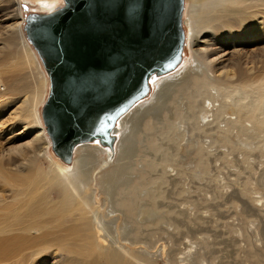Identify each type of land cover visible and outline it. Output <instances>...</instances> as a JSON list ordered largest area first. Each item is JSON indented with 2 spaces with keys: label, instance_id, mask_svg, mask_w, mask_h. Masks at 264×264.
<instances>
[{
  "label": "bare ground",
  "instance_id": "bare-ground-1",
  "mask_svg": "<svg viewBox=\"0 0 264 264\" xmlns=\"http://www.w3.org/2000/svg\"><path fill=\"white\" fill-rule=\"evenodd\" d=\"M32 1L37 2L40 8L27 11L53 13L64 5V0L61 5V0ZM186 2L183 14L186 28L184 51L193 50L195 36L200 34L194 27L203 23L209 29L211 39L203 43L205 50L203 54H197L196 58L207 63V71L196 73L191 62L185 65L189 57L186 58L185 53L183 61L174 72L151 78L148 97L138 101L124 114L112 131L115 137L113 145L104 147L98 142L78 144L74 148L72 162L67 163L71 166L60 165L55 161L56 165L51 171H41L36 166L41 161L39 155L42 151L39 150L42 149L44 140L48 145L47 149H50V145L53 148L42 117L46 103L43 101L45 89L50 88V78L43 71L37 51L22 32L24 30H21L24 20L20 10L18 11L21 23L16 32L23 35H17L19 39L21 37L20 43L23 46L18 52V66H35L41 83L29 95V109L23 120L28 128L25 127L26 124H16L9 132L12 135L18 134L16 130L24 125L25 135L28 130H39L41 136L38 141H33L36 143L26 145L24 151L13 145V142H10L9 149L4 150L3 145L0 147V187L12 186L17 190L11 199L0 194V252L5 253V256L21 258L25 263L33 260L36 264L40 260L45 261V257H52L51 249L54 246L68 256L67 260H60L56 264H157L154 258L135 247L139 243L149 248L154 245L137 241V234L133 235L136 232L135 217L138 215L147 227L158 226L160 232L170 227L177 232L181 231L186 238L190 234L194 238V235L202 233L198 224L203 217L202 201L208 204L206 207L210 211L215 209L210 207L213 201L217 205L221 202L231 203L232 206L243 204L245 210L242 214L253 217L247 210L245 199L264 201V48H258L264 42V0ZM258 49L262 54L258 53ZM226 56H229L226 66L216 68L223 64L220 60ZM21 68L16 63L15 71H22ZM8 83L0 79V89L5 87L3 93L0 90L1 97H9L16 91L12 84L7 86ZM174 88L178 89L173 91L175 95L183 93V98L173 105L162 103L165 91ZM7 100L0 104L3 108L11 106V100ZM41 106L42 109H39ZM161 121L166 125L163 128L167 127L170 133L164 132L161 142L160 139L150 141L146 150H149L148 155L153 159L149 157L142 160L147 164L143 162L145 168L140 170L137 166L139 163L132 157L130 150H127L123 131H128L130 127L134 140L142 134L139 132L141 124L149 128ZM239 140H242V145ZM125 151L127 153L123 158ZM236 152L240 158L234 161L232 157ZM115 154L114 165L107 169L106 166L114 160ZM158 154L164 157L157 160ZM155 161L161 162L157 164ZM91 165V178L99 167V174L95 178L100 185L104 183L102 175L112 168L114 176L116 175L106 189H110L109 202L112 203L109 221L97 213V200L94 201L83 192L88 180L87 170ZM232 169H237V172L234 173ZM44 183L50 190L59 191L62 198L60 205L47 208V198L41 195ZM254 191L260 196L252 198ZM173 196L177 198L170 203L168 199ZM170 204L172 205L169 206ZM181 206L184 209H180ZM191 207L194 214L190 217L188 214ZM116 212L123 215L125 222L130 220V230L126 231L128 236L133 235L132 238H127L126 235L123 236V241L119 238L120 232L114 226L113 219ZM249 220L252 224L259 222L257 219ZM189 221H194L197 227L188 228ZM66 223L70 224V230L61 231H68L71 239L66 244H61V241L55 244L56 235L60 231L58 228H63ZM98 233L103 235L105 244L99 245ZM172 239L175 242L176 236L173 235ZM180 241L181 239L175 243ZM183 246V249H188V242ZM22 253L29 255L22 258ZM184 255L182 264L189 257L185 253ZM199 259L201 257L198 256L197 260Z\"/></svg>",
  "mask_w": 264,
  "mask_h": 264
},
{
  "label": "water",
  "instance_id": "water-1",
  "mask_svg": "<svg viewBox=\"0 0 264 264\" xmlns=\"http://www.w3.org/2000/svg\"><path fill=\"white\" fill-rule=\"evenodd\" d=\"M186 0H64L27 11L24 33L50 78L42 110L53 151L72 162L78 144L109 147L112 131L150 80L184 58Z\"/></svg>",
  "mask_w": 264,
  "mask_h": 264
},
{
  "label": "rangeland",
  "instance_id": "rangeland-1",
  "mask_svg": "<svg viewBox=\"0 0 264 264\" xmlns=\"http://www.w3.org/2000/svg\"><path fill=\"white\" fill-rule=\"evenodd\" d=\"M62 1L63 0H61V2L59 1L60 2L59 5H61ZM36 3L37 2H33L32 0H0V79L6 80L7 82H9L7 86L9 84H12L13 88L16 90L9 97H1L0 95V104L4 102V100H7V99H8L7 101H9V99L11 100L10 103L12 102L11 106H8L5 108H3L2 105H0V147H2L3 145L4 150L9 149L10 142H13L14 143L13 145H15L16 147H21V150L24 151L26 148V145H28L29 143L33 141H38L39 137L41 136L40 135L41 131L39 130H34V132H30L28 130L27 134L26 135L24 134V132L26 131V128H28L27 123H23L25 122L23 120L26 118L25 113H27L29 109V104H28L30 101L29 95L33 93L35 89H37V86L40 85L41 77H40L39 72L36 70L35 66L33 65L32 67L31 66L29 67L26 66V68L22 67L23 69L18 66V52L23 47L22 43H20L22 39L20 37L21 39L20 40L18 36H23V35H20V34L18 35L16 32L19 26V23H21L18 17V11L20 10V13L22 14V17L24 20L21 26V30H24V25L26 22L25 15H26L27 10L40 8L38 7V4ZM29 4L32 6H30ZM196 16H195V20H196ZM204 28H205V25L203 23L202 24L200 23L194 27V30L197 29V31L200 34H196L195 36L196 43L194 42V45L192 47L193 50L184 51V54L186 53V58L189 56L188 57L189 61L187 60L185 65H188L191 62L194 65V71L196 73L198 72L204 73L207 71V67H206L207 63L200 58H196L197 54H203L205 50V47L202 46L203 43L211 39L209 36L210 34L209 29L208 28L204 29ZM185 31H186V28H185ZM22 32L24 33V31ZM258 48H264V42L258 45ZM258 53L262 54L260 49H258ZM8 55H11L12 57ZM262 55L264 56V52ZM5 57L7 60L5 59ZM227 60H229V56H226L223 59H221L220 62L221 64L222 63L223 64L221 66H217L216 68L226 66L225 63ZM16 63H17V67L19 69L21 68L22 71H17V72L15 71L17 69V68L15 69ZM44 70L45 68L43 69V71ZM19 75H21L20 77L22 78H20ZM210 76L215 77L213 74H210ZM22 80L24 81L22 82ZM218 83L221 84V82H218ZM4 88L5 87H1L0 89L2 93L4 92ZM47 90L48 92H50V88L47 89L46 87L45 89L46 92H45V99L43 100L44 103L47 101V98L49 96V93H47ZM181 90L182 89H180V91ZM173 91L176 92L178 91V89L174 88V89H168V91H165V93L162 96V103L167 102L173 105L176 101H180V99L183 98L182 96L183 91L180 92L182 94L177 93V95H175V92ZM2 96L4 95L2 94ZM175 96L177 97L175 98ZM39 109H42V106L39 107ZM16 124H26L25 126L26 128L22 127L24 125H21L20 128L18 127L19 129L16 130V133L18 134L12 135L10 134L9 131ZM163 126H166L163 121L157 122L155 125L149 126V128H147L148 126H145V124H141L139 127L140 129L139 132L142 134L138 136L140 140L138 138L133 140L130 127L128 128V131L126 130L123 131L124 136H126L125 141L127 143L126 144L127 150L128 152L130 150V153H132V157L135 158L136 162L139 163L137 164V166H139L140 170H143L145 168L144 163L146 161H142V160L149 159V157L150 159H153L151 156L148 155L149 150H146V147H148L150 141L152 142L155 139H160V142H161V140L163 139L162 135L164 134V132L170 133L167 127L163 128ZM146 129L148 130V132ZM161 130H164V131H161ZM159 133L160 135H158ZM16 135L20 137H15ZM145 135L147 136V138ZM45 141L46 140H44L42 149L39 150V152L42 151V153L39 155L41 158V161L38 162V164H36V166L39 168L38 170H41V171L53 170L56 165L55 161L58 162L60 165H68L67 163L63 162V160H61L57 156V154L53 151V148L51 149V145H50V149H47L48 145L46 144ZM163 141L166 142L165 140ZM241 142L242 140H239L240 145H242ZM33 143H36V142H33ZM45 149H47L48 153L45 151ZM126 153L127 152L125 151L123 158H125ZM138 153L139 154L141 153V154L139 155ZM236 153H234L232 157L234 161L239 160L240 158L239 153L238 152ZM116 156L117 155L115 154L114 160L108 166H106L107 169L111 168L114 165ZM137 157L138 158L141 157V158L138 160ZM162 157L164 156H162L161 154L156 155L157 160H160ZM155 162L159 164V162L161 161H155ZM263 162H264V159H263ZM105 164L106 162L104 163V165ZM68 166H71V165H68ZM218 166H220L219 163H218ZM98 168L92 178H91L92 165L88 168L87 170L88 180L84 184L83 192H86L87 196L92 197L94 201L97 200L96 201L98 205L97 213L102 215L106 221H109L110 220L109 213L111 211L110 209L112 208V203L109 202V190L110 189L109 190H106V189L109 188V182H111V179L115 178L116 175L114 176L115 173L113 171V168L107 173H104L102 175L103 177L102 180L104 183H102L101 184L102 186H101L98 180L95 178L99 174L97 172ZM232 171L236 173L237 169H232ZM106 175L107 177H105ZM139 176L140 175H138V177ZM0 189H1L0 194L6 196L9 199L13 198V193L17 191L16 188H13L12 186H4V187L2 186L0 187ZM41 195L47 198V204H48L47 208H52L55 205H60L61 203L62 198H61V194L59 193V191L57 189L50 190L49 187L45 185V183H44V187L41 190ZM259 196L260 195L256 193V191L252 193V198L253 197L257 198ZM174 198H177V197L173 196V198L168 199L169 202L170 203L175 202L173 201ZM245 201H246L245 205L247 207V210H249V213L251 212L253 214V217L249 218L248 216L242 214V212H244L245 210V207L243 204L232 206L231 203L221 202L220 205H217L213 201L210 207H214L215 209L213 211H210V208L206 207L208 204L202 201L203 203L201 202V204L202 206L204 205V209L201 212V217L202 216L203 217L201 221L198 223L199 227H201L202 233L198 235H194V238L192 234L189 235V238L183 237L181 231L177 232L176 230L170 227H167V228L165 227L167 230L164 232H160L158 226L147 227L145 221H143L142 217L138 215L137 217H135L136 232L133 235L137 234V237H138L137 241H141L144 243L145 242L154 243V245L152 248H149L145 244L139 243V245L135 247L139 251H142L143 253L150 255L149 257L154 258L157 264H171V261H172V264L173 263L182 264L181 260L182 258L185 257L184 253L189 255L188 261L185 262V264H264V201H261V202L254 201L253 202L252 200H249V199H245ZM171 205L172 204H170L169 206ZM180 209H184V206L183 207L181 206ZM192 209L193 208L191 207L189 210L188 215H190V217L193 216L194 214L192 212ZM257 209H260L261 211H258ZM116 213L117 214L114 215L113 219L115 222L114 226L117 227L118 233L120 232L119 238H121L122 240L124 235H126L127 238H132L133 235L128 236L127 234V231L130 230V224H129L130 220L125 222V218L123 217V215H120L119 212H116ZM181 219L182 220L184 219V221H187L185 218L181 217ZM249 219H253V220L257 219L259 222L258 223L255 222V224H252L250 223ZM184 224H186V222ZM195 226L196 224L194 221L192 222L189 221L188 228L195 227ZM70 227H71L70 224L66 223V225L63 228L61 229L58 228V230L60 231L58 232L59 235H56V240L54 241L55 244H57L60 241H61V244H66L68 240L71 239V236H68L69 234L68 231H61L65 229L70 230L69 229ZM151 231H154V233L151 234ZM167 231L168 233H165ZM164 234H166V237ZM173 235L176 236V241L180 239L181 241L176 244L175 243L176 241L174 242V240L172 239ZM97 237H98L97 241L99 245L105 244L103 241L104 238H102L103 235H101V233H98ZM186 242H188V247H187L188 249H183L185 248L183 244H186ZM30 252L33 254L35 253L33 250H30ZM52 252H53L52 257H47V258L45 257V261L40 260L36 262V264H56L60 260L68 259L67 254L64 253L63 251H60L59 248L57 247L53 246L51 249V253ZM172 253L174 254L170 256V254ZM27 255H29V253H22L21 256L23 258V257H27ZM198 256L201 257V259L197 260ZM32 262L33 260L27 261V263L22 262L21 258L12 259L9 255L5 256V253L0 252V264H32ZM33 264L35 263L33 262Z\"/></svg>",
  "mask_w": 264,
  "mask_h": 264
}]
</instances>
